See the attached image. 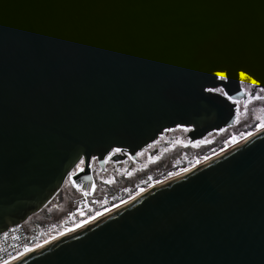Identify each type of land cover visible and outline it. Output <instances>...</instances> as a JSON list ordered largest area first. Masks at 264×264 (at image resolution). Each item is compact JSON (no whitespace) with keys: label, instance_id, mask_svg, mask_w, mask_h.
<instances>
[{"label":"water","instance_id":"water-1","mask_svg":"<svg viewBox=\"0 0 264 264\" xmlns=\"http://www.w3.org/2000/svg\"><path fill=\"white\" fill-rule=\"evenodd\" d=\"M241 74L264 89V0H0V234L83 158L89 191L92 158L231 128ZM17 264H264V132Z\"/></svg>","mask_w":264,"mask_h":264},{"label":"rangeland","instance_id":"rangeland-1","mask_svg":"<svg viewBox=\"0 0 264 264\" xmlns=\"http://www.w3.org/2000/svg\"><path fill=\"white\" fill-rule=\"evenodd\" d=\"M246 77L247 76H244L243 79H245ZM247 105L248 104L241 102L238 108V120L236 124L229 128L226 132L224 131L222 135L216 137H209L207 139L202 140L200 143H196L198 146H201L200 150L211 146L219 139H222L224 136L238 134L248 128L252 129L253 127L251 128V126H255L258 121L260 111L264 110V101L262 103H256L250 108ZM248 109L249 114L247 112ZM187 145L188 143L186 141H177V143H175L171 149L167 150V152L160 153L157 155L154 154L153 156L149 157L146 161H143L142 164L136 165L133 169L129 171L127 176L124 177V180L122 181L116 180V178H107L103 181H100L97 185V190H95L96 192H94V198L98 197V199L102 200L105 197H109L114 199L113 202H119V200H123L125 198L124 196H132L133 193L137 191L136 190L135 192H133L135 188L144 187L145 183L150 182L151 180H157L155 178H158L161 175V178L168 176L170 170L171 172H174L177 171L179 168H185L189 161H191L196 156L200 157V154L194 153L193 155H185L184 153L180 152L181 149H179L175 153L170 152H172V149L175 150L180 147H185ZM188 148L194 149L193 146H190ZM213 150L214 148H210L209 151L213 152ZM63 192L64 196L68 197L66 200L68 202V206L66 208L56 210L54 206L50 205L43 212H40L39 214H36L32 218H30L28 220L29 225L33 226L37 223H42L43 225L48 226H60L63 222L67 220V218L69 217V213L74 211L80 204L83 203V201L86 202L82 193L75 190L68 181L63 187Z\"/></svg>","mask_w":264,"mask_h":264},{"label":"flooded vegetation","instance_id":"flooded-vegetation-1","mask_svg":"<svg viewBox=\"0 0 264 264\" xmlns=\"http://www.w3.org/2000/svg\"><path fill=\"white\" fill-rule=\"evenodd\" d=\"M244 76L246 75L241 74L240 83L246 97L236 101V122L238 120V108L241 102L248 104L247 106L250 108L256 103H262L264 101V89L259 87L258 84L248 76L243 79ZM219 78L225 79V75L220 74ZM214 92L224 94V90L221 87L216 88ZM247 112L249 114V109L247 110ZM228 129L229 128H225L221 131L212 132L205 138L194 141L192 140V137L190 135L193 130L192 127L176 126L164 130L153 143L143 148L136 155H132L128 150L125 149H113L108 155L104 157L102 161L99 158H92L90 160L89 170L91 183L95 186V190H97L98 183L100 181H103L104 179L116 178V180L122 181L124 180V177L127 176L129 171L133 169L136 165L142 164L143 161H146L149 157L153 156L154 154L157 155L160 153L167 152V150L171 149L173 145L179 140L186 141L188 145L175 150L172 149V152L170 153H175L179 149H181L180 152L184 153L185 155H189L187 153L188 147L193 146L194 149L199 150L201 146H198L196 143H200L202 140L207 139L209 137H216L222 135V133H224V131L226 132ZM67 198L68 197L64 196L63 192L62 201L59 204H51V206H54L56 210L66 208L68 206V202L66 201Z\"/></svg>","mask_w":264,"mask_h":264},{"label":"built area","instance_id":"built-area-1","mask_svg":"<svg viewBox=\"0 0 264 264\" xmlns=\"http://www.w3.org/2000/svg\"><path fill=\"white\" fill-rule=\"evenodd\" d=\"M261 126H264V110L260 111L258 121L255 124L254 128L250 130L241 131L238 134H232L224 141L223 146L218 150H222L226 148L228 145L233 143L234 139L242 138L246 136L247 134H249L250 132L259 129ZM206 156L207 155H203L200 157L196 156L191 161L188 162L186 167L185 166L184 167L187 168L190 165H193L194 163L198 162L199 160L204 159ZM85 164L86 163L83 158L76 165V167L70 172L67 181L73 186L75 190L82 193L86 202L83 201V203L80 204L74 211L69 213V217L67 218V220L63 222L60 226H53V225L48 226V225H43L42 223H37L33 226H30L27 221V222L19 223L15 226H12L8 230L0 234V264L7 262L9 259L23 252L24 250L40 244L41 242H43L44 240H47L51 236H54L57 233H60L70 228L74 224H77L81 222L82 220L89 218L92 215H96L99 212L103 211L104 209L110 206H114L122 201V200H119V202H113L114 199L109 198V197H105L102 200L94 198V192H95L94 185H92L91 190L89 191L86 189H83L82 187L85 181L82 180L81 182H76L73 176L77 175L78 173L82 171L84 172ZM185 168L183 167L179 168L177 171L170 172L168 175L175 173V172H179L180 170L185 169ZM161 179H157L154 181L151 180L150 182H148L147 185H144V187L150 186L155 181H159ZM139 189L140 187H138L136 190L138 191Z\"/></svg>","mask_w":264,"mask_h":264},{"label":"bare ground","instance_id":"bare-ground-1","mask_svg":"<svg viewBox=\"0 0 264 264\" xmlns=\"http://www.w3.org/2000/svg\"><path fill=\"white\" fill-rule=\"evenodd\" d=\"M263 132H264V126H261L259 129L250 132L249 134H247L246 136H244L242 138L234 139L233 143L228 145L226 148H224L222 150H218V149L214 150L211 154L207 155L204 159L199 160L198 162L194 163L193 165H190L189 167H187L185 169L180 170L179 172L172 173V174L168 175L167 177H165L159 181H155L150 186L140 187V189L135 194H133L130 197H126V199L122 200L118 204H116L114 206H110V207L104 209L103 211L99 212L98 214L92 215L89 218L84 219L77 224H74L70 228H68V229H66L60 233H57L54 236H51L50 238H48L47 240H44L43 242H41L40 244H38L36 246L30 247V248L24 250L23 252L15 255L11 259H9L7 262L2 263V264H17L18 262L38 253L39 251L59 242V241L65 239V238H67L73 234H76V233L82 231L83 229L87 228L88 226L110 216L114 212L119 211L120 209H122L126 206H129L133 202H135V201L141 199L142 197L146 196L151 191H153L157 188H160L161 186H164V185L172 182L173 180H176V179H178V178H180L186 174H189V173L205 166L206 164H209V163L213 162L214 160L230 153L232 150L238 148L242 144H245L246 142L255 138L256 136L260 135ZM85 193H87V192H85Z\"/></svg>","mask_w":264,"mask_h":264},{"label":"trees","instance_id":"trees-1","mask_svg":"<svg viewBox=\"0 0 264 264\" xmlns=\"http://www.w3.org/2000/svg\"><path fill=\"white\" fill-rule=\"evenodd\" d=\"M254 128V125H252L251 126V128ZM250 128H248V129H246V130H249ZM229 136H224L222 139H219L217 142H215L214 144H212L211 146H208V147H206L205 149H199V150H196V149H192V148H188L187 149V153L189 154V155H193L194 153L195 154H200V156H203V155H208V154H210V153H212V151L210 152L209 150H210V148H214V150H217V149H220L222 146H223V143H224V141L228 138ZM216 147V148H215ZM213 150V151H214ZM173 171V170H172ZM169 172V171H168ZM168 172H165V173H168ZM170 172H171V170H170ZM169 172V173H170ZM162 176V175H161ZM161 176H157L158 178H155V179H160L161 178ZM148 184V182L147 183H145L144 185H147ZM136 189L137 188H135L134 190H133V192L134 191H136ZM125 198H126V196H125ZM45 210V209H44ZM43 210V211H44ZM43 211H41V212H43ZM28 223H29V221H28Z\"/></svg>","mask_w":264,"mask_h":264}]
</instances>
